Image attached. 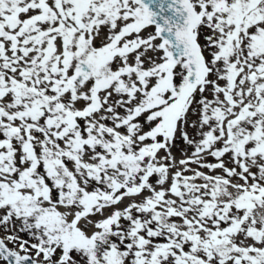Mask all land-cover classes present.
Returning <instances> with one entry per match:
<instances>
[{"label":"snow or ice","instance_id":"obj_1","mask_svg":"<svg viewBox=\"0 0 264 264\" xmlns=\"http://www.w3.org/2000/svg\"><path fill=\"white\" fill-rule=\"evenodd\" d=\"M0 264H264V0H0Z\"/></svg>","mask_w":264,"mask_h":264}]
</instances>
